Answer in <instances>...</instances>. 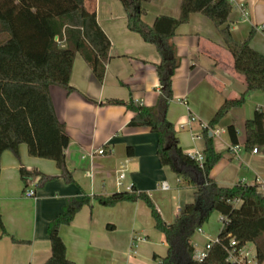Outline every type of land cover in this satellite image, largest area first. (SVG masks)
Returning <instances> with one entry per match:
<instances>
[{
  "label": "crops",
  "instance_id": "0c3cea01",
  "mask_svg": "<svg viewBox=\"0 0 264 264\" xmlns=\"http://www.w3.org/2000/svg\"><path fill=\"white\" fill-rule=\"evenodd\" d=\"M231 2L228 25L232 37L241 42L253 30L250 46L264 56V0ZM180 3L181 0H150L143 4L142 19L151 25L160 15L177 18ZM240 4L246 16L240 11ZM84 5L95 12L98 25L110 41V59L103 81L99 83L94 78L77 54L69 79L74 91L57 86L48 89L56 118L70 138L65 163L74 183L64 182L54 162L29 157L25 145L19 146L18 158L9 151L2 153L0 215L5 234L1 235L0 230V264H43L50 257L47 225L62 212L68 198H80L83 193L103 196L128 192L133 187L150 197L166 224L174 221L187 201V196L181 200L183 190L176 176L158 162L156 135L145 127H128L133 113L125 107L102 105L108 100L130 99L146 107L156 104L159 83L155 65L160 59L155 47L128 30L126 14L118 0H84ZM172 42L180 65L172 77L173 99L166 119L174 126L184 154L202 153V128L226 99L238 98L245 91L244 78L234 72L233 60L218 30L202 15L191 14L188 23L177 28ZM257 109L264 110V91L247 95L244 104L228 111L215 127L220 133L212 136L213 146L222 158L209 178L219 187L259 184L264 190V145L257 147L255 153L244 148V124ZM229 125L236 130V154L231 151L234 145L226 132ZM100 149L103 154H96ZM90 152L94 155L89 156ZM20 167L55 178L41 188L37 186L35 197L27 198L22 194ZM120 174L122 179L118 178ZM162 182L168 183V191L160 189ZM172 187L179 199L168 215L164 199L157 194L168 193ZM220 229L217 234L198 232L203 247L216 239ZM59 235L67 259L76 264H154V255L164 257L167 252L165 238L154 228L150 211L142 201L113 207L92 202L68 226L61 227ZM10 237L20 243L12 242ZM191 243L194 252L203 250Z\"/></svg>",
  "mask_w": 264,
  "mask_h": 264
},
{
  "label": "trees",
  "instance_id": "16d2710c",
  "mask_svg": "<svg viewBox=\"0 0 264 264\" xmlns=\"http://www.w3.org/2000/svg\"><path fill=\"white\" fill-rule=\"evenodd\" d=\"M126 14L127 28L155 47L159 62L155 65L159 95L154 106L146 107L128 102L108 100L102 105L123 106L133 113L128 127H145L156 135V157L160 166L168 167L178 183L194 188L193 201L185 204L171 224H166L150 197L131 188L128 192L110 195L66 199L62 212L46 228L50 243V257L43 264H76L66 257V247L59 230L68 226L84 207L96 202L113 207L122 202L142 201L150 211L154 228L167 245L164 257L154 255V264H233L227 261V251L250 244L257 264H264V193L259 184L238 183L219 187L209 174L222 155L214 150L209 132L226 113L241 107L247 95L264 91V56L253 50L248 37L239 42L230 32L228 18L233 4L230 0H181L177 18L160 15L151 25L142 17L143 4L150 0H118ZM191 14H200L218 30L225 50L233 60L236 74L244 78L245 91L234 99H226L211 120L202 128L204 158L202 167L184 154L179 146L174 126L166 119L172 100V77L180 65V58L172 42L179 26L188 23ZM110 41L89 11L84 0H0V158L9 151L18 158V148L25 145L27 155L54 162L60 177L74 183L65 163V150L70 142L65 127L54 113L48 89L60 87L74 91L69 85L72 64L78 54L101 83L110 56ZM232 145L237 144L236 130L226 128ZM244 148L264 145V110L257 109L244 124ZM131 155V149L128 148ZM20 181L38 178V187L55 177L46 176L24 167L18 170ZM222 218V226L202 261L193 259L191 238L202 228L212 213ZM1 235L5 234L0 215ZM10 240L20 243L13 237Z\"/></svg>",
  "mask_w": 264,
  "mask_h": 264
},
{
  "label": "built area",
  "instance_id": "2783aa9c",
  "mask_svg": "<svg viewBox=\"0 0 264 264\" xmlns=\"http://www.w3.org/2000/svg\"><path fill=\"white\" fill-rule=\"evenodd\" d=\"M238 6H239V9L242 12L243 16H246L244 6L242 4H240ZM210 133L212 134V136H217V135H219L220 130L215 128V129L210 130ZM195 138L196 139H200L199 136H196ZM256 150H257L256 148H253L252 152L255 153ZM231 151L236 154L238 152V146H236V145L232 146L231 147ZM96 154L102 155L103 154V150L100 149V150L96 151ZM93 155H94L93 152L89 153V156H93ZM188 156L191 159H193L198 164V166L200 168L202 167V164H203V161H204L202 153H194V154H191V155H188ZM118 178L122 179L123 175L120 174L118 176ZM37 186H38V183H37V181H35V178L28 179L26 181V187H24V189H23V193H22L23 196L27 197V198L35 197V191L37 189ZM261 187H263V186H260L259 190L261 189ZM160 189L162 191H168L170 189V187H169L168 183L162 182L160 184ZM260 192L264 193V190L263 191L260 190ZM221 221H222V219H221ZM198 232L200 233V230H198ZM217 241H218L217 239H214L212 241H208L204 245L202 251L197 252V253L194 252L193 259L196 260V261H202L206 257L211 245L213 243L217 242ZM230 246H231V249H229L227 251V261H229L230 263H233V264H257L255 250H254L252 245L246 244V245H243L240 248H235V242L231 240L230 241ZM249 246H251V248H249Z\"/></svg>",
  "mask_w": 264,
  "mask_h": 264
},
{
  "label": "rangeland",
  "instance_id": "374dc122",
  "mask_svg": "<svg viewBox=\"0 0 264 264\" xmlns=\"http://www.w3.org/2000/svg\"><path fill=\"white\" fill-rule=\"evenodd\" d=\"M173 95V94H172ZM173 99V97H172ZM183 190V193L181 194V200H186V196H187V201H185L187 203H191L193 201V187L186 185L184 183H181V188ZM175 188L172 187V190L168 193L165 194H157L158 198L162 197L163 203L166 207V213L169 215L170 214V210H174L176 208V204H177V198L176 194H175ZM221 217L218 216L217 213H212L211 216L209 217L208 221L202 226V228L200 230L204 231V232H211L210 234H217V230L222 226L221 225ZM212 236V235H211ZM215 237V235H213V237H211V239H213ZM191 241L196 244L195 248L196 249H200L201 247H203V240L200 241L199 238V233L196 231L194 233V235L191 238ZM249 248H251V246H249Z\"/></svg>",
  "mask_w": 264,
  "mask_h": 264
},
{
  "label": "water",
  "instance_id": "95a60500",
  "mask_svg": "<svg viewBox=\"0 0 264 264\" xmlns=\"http://www.w3.org/2000/svg\"><path fill=\"white\" fill-rule=\"evenodd\" d=\"M208 135H209V137H212V134H211L210 132H209V134H208Z\"/></svg>",
  "mask_w": 264,
  "mask_h": 264
}]
</instances>
